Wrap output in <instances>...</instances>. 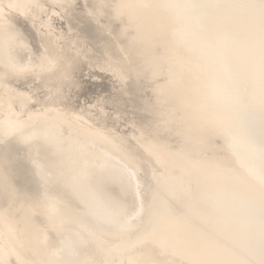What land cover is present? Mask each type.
Returning a JSON list of instances; mask_svg holds the SVG:
<instances>
[{
    "label": "bare ground",
    "instance_id": "obj_1",
    "mask_svg": "<svg viewBox=\"0 0 264 264\" xmlns=\"http://www.w3.org/2000/svg\"><path fill=\"white\" fill-rule=\"evenodd\" d=\"M64 27L97 56L112 50L95 24L70 19ZM48 50L56 63L39 91H47L46 103L56 97L60 105L63 92L48 82L79 64L67 47L62 56L51 45ZM29 57L17 28L0 29V84H11L9 72ZM141 58L146 78L155 74L152 125L163 124L159 135L142 139L140 126H129L131 113L114 127L111 119L87 113L74 119V110L70 117L62 113L66 122L29 126L46 130L36 136H20L21 129L0 133V207H7L14 189L20 202L37 209L27 221L19 218L32 234L29 258L39 264H264V237L240 236L222 210L232 199L264 203V188L199 125L183 90L170 80L162 49H143ZM23 81L14 85L23 89ZM10 115L6 105L0 108V120ZM147 168L154 172L145 183L140 174Z\"/></svg>",
    "mask_w": 264,
    "mask_h": 264
},
{
    "label": "clouds",
    "instance_id": "obj_2",
    "mask_svg": "<svg viewBox=\"0 0 264 264\" xmlns=\"http://www.w3.org/2000/svg\"><path fill=\"white\" fill-rule=\"evenodd\" d=\"M121 19L156 23L172 83L220 150L264 188V0H123ZM42 128H22L36 136ZM242 237H264V203L222 209ZM66 264H71L66 260Z\"/></svg>",
    "mask_w": 264,
    "mask_h": 264
},
{
    "label": "snow or ice",
    "instance_id": "obj_3",
    "mask_svg": "<svg viewBox=\"0 0 264 264\" xmlns=\"http://www.w3.org/2000/svg\"><path fill=\"white\" fill-rule=\"evenodd\" d=\"M125 6L110 0H0V29L17 28L30 50L29 63L17 70V75L34 74L23 81V89L14 84H0L4 105L11 115L0 120V133L11 135L22 128L66 118L62 109L41 107L39 91L42 77L55 67V58L49 53L51 45L56 55H63L67 47L79 68L72 73L77 91L74 99L69 97L74 110V119L80 114L97 120L133 119L129 126H140L141 138L148 134L159 135L163 124L152 125L154 115L153 97L157 90L152 80L146 78L141 52L154 48L158 43L156 23L136 21L130 32L121 20ZM70 19L91 26H98L110 38L105 41L112 50L102 56L95 55V49L73 40L64 24ZM19 21V23H17ZM86 39H90L85 33ZM47 41V44L45 43ZM104 83L111 84V90L99 88ZM98 90L89 92L90 87ZM18 109L19 111H15ZM7 207H0V264H39L29 258L27 249L31 245V231L19 218L27 221L36 208L25 206L19 201L14 189L8 191Z\"/></svg>",
    "mask_w": 264,
    "mask_h": 264
},
{
    "label": "water",
    "instance_id": "obj_4",
    "mask_svg": "<svg viewBox=\"0 0 264 264\" xmlns=\"http://www.w3.org/2000/svg\"><path fill=\"white\" fill-rule=\"evenodd\" d=\"M79 67H80V65L79 66L72 65L71 66L72 72L66 73V75L64 77H59V78L52 77L50 79V82H48V83H51L52 87H55V88L60 87V90L64 94V97H65L64 101L65 102L60 104V105H56L55 102H53V101L57 100V99H55L56 97H53V99H51V101H50L51 103H46L45 96L47 94V91L46 90H44V91L42 90V91H40L41 97H42L41 98V102H40V106L41 107H45V106L52 107V108L64 107L62 109V113H64V116H66V117L72 116L73 109L70 106L69 97L71 96L72 99H74V94L77 91V89L75 88V86L73 84L72 73L75 70V68H79ZM9 73L11 75H13V77H11V80H10L12 82L11 84H17V83H19L20 80L31 79L32 76L34 75V74L29 73V74L20 76V75H17V72H9ZM68 76H71V77H68ZM17 77H19V79L16 80ZM42 79H43V77H42ZM63 81H65V82H63ZM94 87L95 86L90 87L88 89V91L94 89ZM53 103L55 105H53ZM125 121H126V119H120V120H112L111 119L110 120V125H113L114 127H119V126H122L125 123ZM217 143L219 144L218 141H217ZM14 147L19 148L21 151H23V150H25L27 148V146H20L19 144H17V145L14 144ZM152 170H153L152 168H147V170H145L143 173L140 174L141 178L145 181V183L149 182V180L151 178V174L154 172V170L153 171Z\"/></svg>",
    "mask_w": 264,
    "mask_h": 264
}]
</instances>
